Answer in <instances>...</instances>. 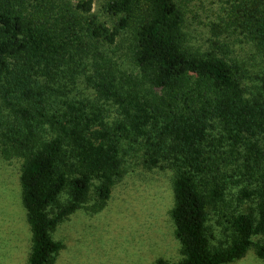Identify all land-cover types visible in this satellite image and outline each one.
I'll use <instances>...</instances> for the list:
<instances>
[{"label":"rangeland","instance_id":"374dc122","mask_svg":"<svg viewBox=\"0 0 264 264\" xmlns=\"http://www.w3.org/2000/svg\"><path fill=\"white\" fill-rule=\"evenodd\" d=\"M108 1L0 0V13L48 27L54 38L48 68L21 48H17L18 55L14 56L7 50L10 47L6 49L0 44L8 66L3 79L7 84L0 89V264H27L31 248L32 236L21 204L19 177L27 155L37 149L38 142L27 140V123L39 124L37 138L45 140L56 136L54 127L59 124L79 120L94 138L100 139L98 133L106 132L118 150V168L108 186L107 197L103 173H91L82 163L68 158L69 150L55 164L66 184L46 207L48 218L71 202L73 179L85 175L88 181L77 209L48 230L61 248L47 264L182 261L181 246L170 217L175 203L172 184L178 170L193 178L204 198V230L210 250L228 245L232 237L231 221L237 213H256L259 187L255 165L263 151L261 144L257 146L245 135H229L217 118L210 119L203 136L195 143L192 155H198V159L194 168L178 142L154 145L152 136L157 127L145 129L143 136L124 129L118 104L138 112L148 110L158 118L168 115L174 105H184L187 110L175 114L193 116L196 108L192 103L201 101L205 107L204 96L211 83L204 78L181 75L173 78L165 89L154 86L149 71L133 60L134 34L146 19L142 0H131V10L125 16L106 14L104 6ZM172 3L182 17L180 49L189 56L225 61L245 95H255L263 60L246 28L252 23L251 17L260 18L264 0H172ZM124 17L127 26L119 33L117 24ZM97 33L99 37L94 36ZM31 82L39 87L35 88ZM26 85L34 93L29 104L21 93ZM102 85L115 93L112 99L102 95L99 89ZM22 109L29 110L30 116L22 117ZM153 158L155 164L150 162ZM246 164L256 171L252 178L244 174ZM243 188L253 192L251 199L239 198ZM252 241L264 243V235L253 236ZM229 264H264V260L257 258L254 247H250L243 258Z\"/></svg>","mask_w":264,"mask_h":264},{"label":"trees","instance_id":"16d2710c","mask_svg":"<svg viewBox=\"0 0 264 264\" xmlns=\"http://www.w3.org/2000/svg\"><path fill=\"white\" fill-rule=\"evenodd\" d=\"M146 13L145 23L138 27L134 34V62L140 68L149 71L154 86L165 89L177 76L204 78L210 81L211 88L205 92V107L201 101L192 105L196 114L179 115L175 113L187 110L184 105H174L168 115L158 118L148 110L136 111L133 107L118 104L121 107L124 129L137 136L146 135L145 129L153 131L154 145L176 141L184 148L186 160L190 166L197 163L198 155L195 143L203 136L206 122L217 118L228 133L245 135L261 144L263 151L255 165L257 185L259 187L258 202L255 215L252 212L237 213L232 221V237L227 246L218 250H210L205 236L206 212L204 198L193 178L188 174L176 172L172 184L175 199L170 211L174 225V234L181 246L182 261L174 264H229L243 258L250 247H254L257 258L264 260V243H253L252 237L264 235V10L259 19L251 17V25L246 30L252 35L254 42L262 53L263 70L259 77V87L255 95H245L232 77L231 67L221 59L209 60L189 56L179 46L182 40V17L172 0H142ZM131 10V0H109L104 11L108 15H127ZM263 16V18H261ZM18 17V18H17ZM22 20V19H21ZM19 16L11 17L0 13V44L6 46L14 56L18 55V47L45 68L51 65V53L54 38L48 27L21 21ZM127 26V19L121 18L117 30L122 32ZM99 37L100 33L94 34ZM8 66L3 60L0 50V89L5 88L3 81ZM36 82V81H33ZM31 82V84L33 83ZM35 88L38 83H33ZM15 86V85H14ZM114 88L113 85L110 87ZM101 93L106 99H112L108 86L102 85ZM115 92V91H113ZM29 104L34 100L31 86H25L21 92ZM117 102L120 99L116 98ZM4 101H6L4 99ZM116 103V102H115ZM203 109L201 112H198ZM24 118L30 116L29 110L22 109ZM190 114V113H189ZM39 124L27 123L26 138L38 142L37 149L27 155L23 163L19 185L21 188V204L26 213L32 241L27 264H47L61 244L51 239L48 230L63 217L77 209L80 198L86 187L88 178L81 175L71 181V202L61 208L54 217L48 218L46 207L53 202L66 184V178L57 172L55 164L65 157L82 163L89 172H102L104 176V196L107 197L108 186L118 168L117 146L106 132H99L100 139L92 137L90 129L79 120L72 124H59L54 127L56 136L51 139L38 140L36 128ZM16 142V141H14ZM66 145V147H64ZM68 148V149H67ZM151 164L156 159L150 160ZM248 178L254 175L252 166L243 168ZM253 197V192L243 188L239 193L241 200ZM155 264H170L157 260Z\"/></svg>","mask_w":264,"mask_h":264}]
</instances>
